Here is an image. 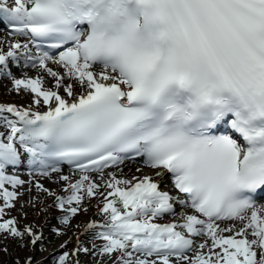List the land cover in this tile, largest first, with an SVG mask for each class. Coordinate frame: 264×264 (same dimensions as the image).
Returning <instances> with one entry per match:
<instances>
[{
    "label": "snow or ice",
    "instance_id": "6c2138e0",
    "mask_svg": "<svg viewBox=\"0 0 264 264\" xmlns=\"http://www.w3.org/2000/svg\"><path fill=\"white\" fill-rule=\"evenodd\" d=\"M0 32V78L30 98L0 103V240L47 242L9 215L29 184L55 237L75 228L53 264H264V0H0Z\"/></svg>",
    "mask_w": 264,
    "mask_h": 264
},
{
    "label": "rangeland",
    "instance_id": "374dc122",
    "mask_svg": "<svg viewBox=\"0 0 264 264\" xmlns=\"http://www.w3.org/2000/svg\"><path fill=\"white\" fill-rule=\"evenodd\" d=\"M8 38H12V36H8ZM29 75H33V74H29ZM2 79L3 78H0V89H1L0 92L2 91L0 93V103H5V104L16 103L17 105L26 106L29 103V99L23 100L22 96L17 95L16 93L12 91L11 93H8L9 91L3 86L4 84L2 82ZM11 94L16 95V96L14 97ZM137 163L140 164L141 162L140 161L128 162L127 164L133 165ZM122 168H125V167L122 166ZM66 172H69V171H66ZM28 173L29 172L25 168H18L14 170V174L18 175L21 179L25 181H27L26 176ZM30 186L31 185L25 184V186L22 189H20V191L24 192V194L25 192H27V194L26 196L23 195L19 199V202L16 204V207L10 210L9 215L12 217H16L18 221L20 222L21 226L29 222L35 223L37 225L46 224L44 233H45V236L48 238V240L42 245V247L37 246L35 248H32L30 246L29 247L20 246L21 243H26V242H18L12 239H9L6 241L0 240V264H25V260L28 257L33 258V263L42 262L44 264H53V257L55 256L56 252L62 251L59 248V245L63 242L64 239L74 235L75 228H73V231H70L67 233V237H55L51 233L50 229L52 227L60 226L57 217H59L61 213L59 209L55 207H49V211H47V213H43V212H40L38 208H34L30 206L28 201L32 200L33 197L36 195V191L34 187L32 188L31 193L27 191V188H29ZM161 186H164V185H161ZM40 201H44V197H42V195L36 201L38 206L40 205ZM44 202L46 203V205H49V206L52 205L51 199H48L47 202L46 201ZM21 205H23V208H21ZM23 214H26V215H23ZM89 217L90 216L88 214H86L83 217H79L73 221V225L75 226L78 224L80 225V228H81L83 227L84 223L88 220ZM95 218H99L100 220L102 219L100 215L95 216ZM166 218H169V217H166ZM82 239L85 241V246L91 248V243L89 242L90 237L84 236L82 237ZM96 243L99 244L101 242L96 241ZM74 247H75V242H73L72 244L68 246V251L71 252ZM4 249H7V251H4ZM79 260H80V264H112V261L110 259H108L107 257H100L99 255L81 254L79 256Z\"/></svg>",
    "mask_w": 264,
    "mask_h": 264
},
{
    "label": "bare ground",
    "instance_id": "6f19581e",
    "mask_svg": "<svg viewBox=\"0 0 264 264\" xmlns=\"http://www.w3.org/2000/svg\"><path fill=\"white\" fill-rule=\"evenodd\" d=\"M0 39H8V40H12V39H14V38H12V39H10V38H8V36H6L5 34H2V32H0ZM28 74H33V75H35V70H30V71H28ZM16 75H20L18 72L16 73ZM2 82H3V86L9 91L8 93H11V88H12V84H11V81L10 80H8V79H2ZM1 90V89H0ZM3 90V89H2ZM2 92V91H1ZM0 92V93H1ZM7 92V91H6ZM12 96H16V95H13V94H11ZM10 95V96H11ZM22 98H23V100L25 99H30V98H28V97H25V96H22ZM13 104H15V103H13ZM0 130H3L2 128H0ZM123 167H125V168H123V175L124 176H126L128 179H131L132 178V176L133 175H139V173H136V168L137 167H143V165H142V163H137V164H133V165H131V164H127V162H126V164L125 165H123ZM63 169H65V168H63ZM144 171H145V173L146 174H148L149 173V170L148 169H144ZM63 172L65 173V174H68L69 172H66V170H63ZM24 176H26V175H24ZM23 176V177H24ZM27 181H32L33 183H35V181L36 180H39L41 183H43L46 187H49V188H51V189H53V190H55V191H60L61 190V185H59V184H55V183H53L52 181H50V180H48V179H46V178H43V177H40V176H35V177H33V176H31L30 174H27ZM25 178V177H24ZM27 185V184H26ZM29 185V184H28ZM161 185H164V186H161V188L163 189V190H169L170 188H171V181L170 180H165V182L164 183H162ZM167 185V186H166ZM28 189V188H27ZM26 194H27V192H25V194H24V196H26ZM43 197V196H42ZM48 199H50V198H48ZM48 199H45L44 198V201H46L47 202V200ZM100 203V199L99 198H97V199H93V200H91V202H88V203H86V207H88V212L87 213H81V214H79L76 218H74V220H76L77 218H79V217H83V216H85L86 214H88L90 217L88 218V220L87 221H89V220H100L99 218H95V216H98L99 214H98V209H97V205ZM90 210V211H89ZM48 211H49V207H48ZM166 219V220H165ZM164 220H162V221H160V222H168L169 220H171L172 219V217H169V218H165ZM73 220V221H74ZM86 221V222H87ZM85 222V223H86ZM84 223V224H85ZM78 225V224H77ZM84 226V225H83ZM81 230H83V227H81ZM88 263V262H87Z\"/></svg>",
    "mask_w": 264,
    "mask_h": 264
},
{
    "label": "trees",
    "instance_id": "16d2710c",
    "mask_svg": "<svg viewBox=\"0 0 264 264\" xmlns=\"http://www.w3.org/2000/svg\"><path fill=\"white\" fill-rule=\"evenodd\" d=\"M58 252H60V251H58ZM58 252H56V254H57ZM56 254H55V255H56ZM33 264H44V263H42V262H36V263H33Z\"/></svg>",
    "mask_w": 264,
    "mask_h": 264
}]
</instances>
